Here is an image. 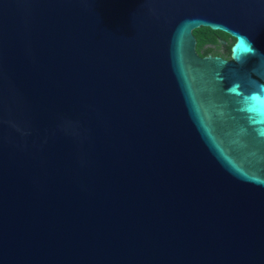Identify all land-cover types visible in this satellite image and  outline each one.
<instances>
[{"label": "water", "instance_id": "water-1", "mask_svg": "<svg viewBox=\"0 0 264 264\" xmlns=\"http://www.w3.org/2000/svg\"><path fill=\"white\" fill-rule=\"evenodd\" d=\"M0 264H264V0H0Z\"/></svg>", "mask_w": 264, "mask_h": 264}, {"label": "trees", "instance_id": "trees-1", "mask_svg": "<svg viewBox=\"0 0 264 264\" xmlns=\"http://www.w3.org/2000/svg\"><path fill=\"white\" fill-rule=\"evenodd\" d=\"M192 33L196 38V51L200 55L211 53L213 55H220L225 58H230L229 48L234 39L231 38L227 33L220 30H212L209 27L205 26H200L193 29ZM228 37L232 39V42H229L228 44H222L220 42V39L225 41L226 39H228ZM218 46L223 48V52L220 54L215 50V47Z\"/></svg>", "mask_w": 264, "mask_h": 264}, {"label": "rangeland", "instance_id": "rangeland-1", "mask_svg": "<svg viewBox=\"0 0 264 264\" xmlns=\"http://www.w3.org/2000/svg\"><path fill=\"white\" fill-rule=\"evenodd\" d=\"M229 42H232V39H231L230 37H228V39L225 40V44H228ZM215 50H216L217 52H219V54L223 52V48L220 47V46L215 47Z\"/></svg>", "mask_w": 264, "mask_h": 264}, {"label": "clouds", "instance_id": "clouds-1", "mask_svg": "<svg viewBox=\"0 0 264 264\" xmlns=\"http://www.w3.org/2000/svg\"><path fill=\"white\" fill-rule=\"evenodd\" d=\"M249 54H256L255 53V49H253L249 43V51H248Z\"/></svg>", "mask_w": 264, "mask_h": 264}, {"label": "snow or ice", "instance_id": "snow-or-ice-1", "mask_svg": "<svg viewBox=\"0 0 264 264\" xmlns=\"http://www.w3.org/2000/svg\"><path fill=\"white\" fill-rule=\"evenodd\" d=\"M243 51L247 52V51H249V49H248L247 47H245V48L243 49Z\"/></svg>", "mask_w": 264, "mask_h": 264}]
</instances>
